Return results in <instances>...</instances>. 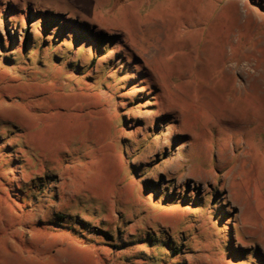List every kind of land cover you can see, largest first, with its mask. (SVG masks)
I'll return each instance as SVG.
<instances>
[{"label": "rangeland", "instance_id": "374dc122", "mask_svg": "<svg viewBox=\"0 0 264 264\" xmlns=\"http://www.w3.org/2000/svg\"><path fill=\"white\" fill-rule=\"evenodd\" d=\"M0 264H264V0H0Z\"/></svg>", "mask_w": 264, "mask_h": 264}, {"label": "trees", "instance_id": "16d2710c", "mask_svg": "<svg viewBox=\"0 0 264 264\" xmlns=\"http://www.w3.org/2000/svg\"><path fill=\"white\" fill-rule=\"evenodd\" d=\"M58 16H60V15H58ZM73 21L72 20H70V18H68V20H66L65 21V23H66V25H67V27L69 28V26H71L72 28H74V26H73V23H72ZM72 28H70V29H72ZM83 31L84 30H81V33H83ZM87 35H89L88 33H87ZM12 38H15V37H12ZM24 40L26 41L27 40V36L26 35H24ZM98 41H101V39H99ZM27 42V41H26ZM74 224V223H73ZM72 224V222H70V221H66V222H64V224H62V225H60V227L62 228V229H69V230H74V225ZM166 248L167 249H170L171 247H169V246H167L166 245ZM177 251V250H176ZM175 251V252H176ZM176 254H178V252H176Z\"/></svg>", "mask_w": 264, "mask_h": 264}]
</instances>
